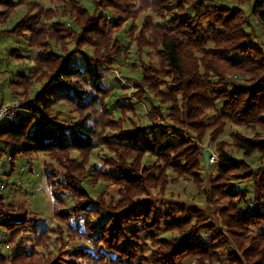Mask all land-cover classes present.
Listing matches in <instances>:
<instances>
[{
    "label": "trees",
    "instance_id": "obj_1",
    "mask_svg": "<svg viewBox=\"0 0 264 264\" xmlns=\"http://www.w3.org/2000/svg\"><path fill=\"white\" fill-rule=\"evenodd\" d=\"M58 1L46 9L36 0H0L1 21L16 7H26L3 32L35 52L31 78L46 79L34 99L26 93L30 78L11 79L13 97L26 90L14 121H0V158L14 164L16 157L46 153L61 168L43 164L59 222L55 230L40 231L35 213L0 198V229L12 244L11 256L0 255V264H36L37 247L48 244L52 232L58 234L56 252L43 255L42 264H185L188 259L264 264V49L255 45L256 31L264 34V0H247V9L215 0H91L92 12L75 0ZM58 16L71 25L54 22ZM128 22L138 56L146 49L159 60L158 66L139 62L133 96L141 102L149 92L160 102L146 113L148 126L132 123L125 131L117 125L107 134L96 125L100 121L107 128L112 117L101 71L125 53L117 36ZM69 42L73 49L65 48ZM19 52L15 48L8 55L21 58ZM76 57L84 63L74 65ZM56 90L65 93L76 121L56 118ZM96 107L98 115L85 113ZM133 109L129 103L120 107L121 114ZM227 124L251 135L234 131L227 143L220 139ZM206 135L217 158L214 172L205 171L200 151ZM101 143L114 156L104 157L106 170L88 168L87 154ZM70 151L82 157H67ZM147 154L155 158L149 167L142 164ZM256 156L259 163L252 166L248 160ZM169 171L176 175L173 182L184 178L203 193L205 210L163 194ZM85 177L109 185L92 200L83 187ZM111 188L118 198L107 202ZM150 188L158 193L151 195ZM63 195L71 196V206ZM27 229L34 238L31 248L23 241ZM65 232L70 241H87L90 248L69 247Z\"/></svg>",
    "mask_w": 264,
    "mask_h": 264
},
{
    "label": "rangeland",
    "instance_id": "obj_2",
    "mask_svg": "<svg viewBox=\"0 0 264 264\" xmlns=\"http://www.w3.org/2000/svg\"><path fill=\"white\" fill-rule=\"evenodd\" d=\"M81 3L89 12L93 11V5L91 0H75ZM220 3H224L229 6H235L240 4L243 8L247 9V0H241L240 3L237 0H215ZM36 2L44 5L47 8H53L55 5H59L58 0H36ZM59 9V8H58ZM103 11V10H101ZM100 12V11H99ZM26 13V7L24 5H20L13 9L8 15L7 20L1 21L0 19V85L3 86L0 89V98L2 99V103L9 102V100L14 99L17 100L21 105L24 103L22 94L25 92L26 89H20L17 96H12L11 90L9 89L8 85L17 74H24L29 80H32V86L28 88L29 98L34 99L43 89L45 84V80H40L35 82V78L32 79V70L34 69V57L35 52L32 50H25L24 41L21 39L15 38L10 36L7 32H3L13 27V25ZM109 14V13H108ZM144 15H141L138 20L137 24L140 25V22ZM53 21H63L69 25L71 23L65 18L55 17ZM129 22L125 24L122 30L118 33V36L121 41L122 50L125 51L118 58L113 59V64L110 69L102 68L101 77V87L104 90L109 91V95L106 99V108L112 114L110 119H106V126L107 128H103L100 125V121L96 123L97 129L101 131L104 129V133L109 134L111 131H117V128L113 129V127L120 125L119 128L129 131L131 130V124H135L137 127L148 126L150 124V120L147 117L149 110L152 108L159 106L160 99L154 98L151 93L147 92L146 97L141 100V102H136L135 97L133 96L136 91V82L140 79V66L139 62H143L145 64L152 63L155 66L159 65L158 58L153 55L149 50H143L141 56H138L136 52V46L129 37L128 27ZM258 37L255 40V45H259L264 49V34L260 31H256ZM23 40V39H22ZM20 49L19 55L21 58H14L10 57V51L12 49ZM68 49H73V42H69L67 44ZM127 56H126V55ZM72 63L75 65V61L83 62V59L80 57H76L75 60L72 59ZM164 90V88H163ZM57 99L55 100L52 111L58 113V119L61 123H68L74 122L78 119L77 112L72 111V106L66 100V95L62 90H56ZM134 105V111L129 112L127 114H121L120 107L122 105ZM1 104V103H0ZM120 105V106H119ZM162 111L166 114L167 106L161 107ZM24 110H20L23 112ZM96 112L92 111H85V113H89V116H96L97 113L100 112L99 108L96 107ZM212 112L208 115V120H212L211 117ZM91 123V119L89 120ZM112 121V122H111ZM114 121V122H113ZM234 131H239L244 133L245 135L249 136L251 133L246 132L243 128H237L230 124L226 125L224 133L221 135L220 139L224 140L227 143L231 142L230 135ZM202 150H206L210 152V156L213 155L214 161L210 162L208 170L206 172H214L215 169V162H217L216 154L213 145L208 142L207 135L202 141ZM67 157L74 158L75 160H79L82 156L78 154L76 151H70L67 153ZM235 156H240L238 153L234 154ZM113 151L109 150L104 144H98V146L87 154L86 163L87 167H96L102 170H106L107 167L104 164V157L110 158L113 157ZM54 157V156H53ZM257 157L249 159L248 162L252 166H257L259 163ZM155 158L150 155H145L142 159L143 166L149 167L154 162ZM264 164V158H263ZM51 164L55 166L56 169H61L56 161L50 157V155L46 153L34 154L32 157L29 158H21L16 157L14 160V164L7 159L6 157L2 156L0 158V198L7 204H12L13 206L19 207L24 206L25 210L29 213L36 214V222L37 227L40 231L44 229H51L55 230L57 226H59V222L55 221L53 218V209L54 208V201L51 196V191L48 185L45 183V175L43 170V164ZM12 168H15L14 174L10 175V171ZM169 181L168 184L164 187L163 194L168 198L178 199L185 204L193 203L198 205V207L205 210V197L203 193L196 190V186L188 180L178 179L176 182H173L176 175L173 172H168ZM201 177H203V172L201 173ZM91 180L88 177H85L83 180V187L89 194L90 199L95 200L101 193L106 191L107 186L109 183H105L103 181H98L96 184H91ZM157 188H150V194L155 195L158 193ZM108 194L104 197L107 202H109L110 198L117 199L118 194L116 189L111 188L107 192ZM143 197V195H140ZM62 198L67 202V207L72 205V200L70 195H63ZM139 198V197H138ZM136 198V199H138ZM225 204V203H223ZM214 210L213 208L211 211ZM64 230H66L64 228ZM255 233L259 232L260 229H254ZM64 234V241L67 242L69 247H82L83 248H90V244L84 240H76L70 241L67 237V233ZM50 235V240L48 244L44 243L43 246L37 247L38 255L35 257L36 264H42L43 259L42 256L47 254L48 251L55 254L56 248L54 246L58 240V234L52 232ZM173 234L169 233H161L160 237H171ZM57 239V240H56ZM8 236L4 230L0 229V255L5 257H10L12 254V244H8ZM23 241L29 244V248L32 247L34 242L33 235H31V230L27 229L26 235H24ZM48 246L47 248H45ZM35 248V247H34ZM193 259H188L185 264H192Z\"/></svg>",
    "mask_w": 264,
    "mask_h": 264
},
{
    "label": "built area",
    "instance_id": "obj_3",
    "mask_svg": "<svg viewBox=\"0 0 264 264\" xmlns=\"http://www.w3.org/2000/svg\"><path fill=\"white\" fill-rule=\"evenodd\" d=\"M21 103H19L17 100L11 99L9 102L1 103L0 104V121L6 120V121H14V118L16 117L18 110L20 109ZM213 155L210 157V162L214 161ZM209 162V163H210Z\"/></svg>",
    "mask_w": 264,
    "mask_h": 264
},
{
    "label": "water",
    "instance_id": "obj_4",
    "mask_svg": "<svg viewBox=\"0 0 264 264\" xmlns=\"http://www.w3.org/2000/svg\"><path fill=\"white\" fill-rule=\"evenodd\" d=\"M201 151V154L203 156V163H204V166H205V170H208L209 168V165H210V153L209 151L207 152L206 150H200Z\"/></svg>",
    "mask_w": 264,
    "mask_h": 264
},
{
    "label": "crops",
    "instance_id": "obj_5",
    "mask_svg": "<svg viewBox=\"0 0 264 264\" xmlns=\"http://www.w3.org/2000/svg\"><path fill=\"white\" fill-rule=\"evenodd\" d=\"M3 86L0 85V89L2 88Z\"/></svg>",
    "mask_w": 264,
    "mask_h": 264
}]
</instances>
